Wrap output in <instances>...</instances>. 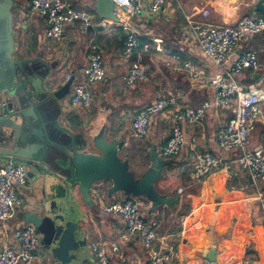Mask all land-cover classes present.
Listing matches in <instances>:
<instances>
[{
  "label": "crops",
  "instance_id": "crops-1",
  "mask_svg": "<svg viewBox=\"0 0 264 264\" xmlns=\"http://www.w3.org/2000/svg\"><path fill=\"white\" fill-rule=\"evenodd\" d=\"M65 1L74 9L90 12L96 23L95 0ZM257 1L167 0L161 11L152 13L149 1L143 0L140 14L129 20L123 17L119 23L114 24L104 19L102 30L97 28V24L84 29L79 22L66 23L61 39L55 40L45 37L46 20L29 11V0H14L11 24L21 57L41 59L50 65L52 72L48 88L52 91L68 81V73L72 75L68 90L57 102V108H60V124L72 129L88 128L97 121L99 126L105 127L109 136H120L123 147L119 155L128 160L129 169L136 178L150 165L153 152L163 160H170L163 167L162 176L153 183L154 188L170 200L169 206L160 205L154 208L145 196L126 194L121 190L110 195L105 191H94L95 208L78 199L84 218L82 223L87 250L83 264L93 262L90 243L97 239L118 243V252L111 253L110 264H148L152 251L169 246L176 250V258L172 264H209L203 254L214 247V240H217L218 264H226L225 259L231 251L238 252L240 249V255L252 261L251 264H264L263 224L253 217L240 219L238 215H234H245L247 210L257 207L258 201H251L248 197L256 194L259 183L247 171L239 170L238 166L233 165L231 168L235 174L228 181L220 172L195 178L190 171L180 170L179 159H164L159 155L161 145L170 134L172 112L188 106H199L211 100L214 94L209 82L214 73V64L203 54L193 38L186 25L185 15L193 12V8L198 12L199 8L207 7L210 10L208 18L203 19L199 14H195L194 18L213 25L235 24L243 14L264 16V13L254 11ZM262 3L264 4L263 0ZM124 23L136 30L144 42L138 54L147 66V77L144 81L132 85H126L123 79L132 60L124 55L123 42L115 32L116 27H121L127 36V29L122 26ZM154 38L160 39L161 42H155ZM91 43L96 45L106 66L105 78L96 83L88 82L83 74L91 52ZM247 50L255 52L258 60L264 62V32L248 35L240 41L230 55L228 64ZM259 75L260 72L244 70L236 76V81L247 86L254 83ZM77 82L84 83L94 97L92 106L87 110L71 104L72 88ZM262 85L264 86V83ZM170 93L178 94L177 105L151 118L149 132L145 138L135 137L131 127L135 113L152 99ZM260 108L264 110V103L260 104ZM228 117L227 108L210 107L200 122L179 121L178 125L186 141L181 157L189 158L195 152L221 154L216 133ZM263 134L262 113L255 124L250 146L258 144ZM235 154L234 151L230 155L233 157ZM4 161L0 160V164ZM26 165L27 183L19 192L22 206L18 209L15 219L9 222L12 227L27 224L24 216L30 212H39L41 200L46 201L48 205L52 199L61 202L58 197L63 193V183L54 179L52 186L47 187L45 182L50 177ZM179 189L182 191L178 192ZM127 199L137 203L147 221L156 223V239L150 250L144 247L139 236L122 241L120 237L124 225L121 219L117 215H105L101 212L102 205ZM236 199H248L251 202L245 205L235 201ZM195 209L206 212V224L198 226L191 222L188 224L187 220L183 222L186 214L194 212L195 217L199 214ZM38 238L39 251L35 264H41L43 260V246L40 244L39 234ZM0 241L4 239L0 237ZM9 241L10 245H17L12 239Z\"/></svg>",
  "mask_w": 264,
  "mask_h": 264
},
{
  "label": "built area",
  "instance_id": "built-area-1",
  "mask_svg": "<svg viewBox=\"0 0 264 264\" xmlns=\"http://www.w3.org/2000/svg\"><path fill=\"white\" fill-rule=\"evenodd\" d=\"M114 12L121 18L128 20L140 14L143 0H112ZM152 13L162 10L167 0H148ZM27 7L32 14L43 17L46 20L45 37L60 40L66 23L79 22L84 29L94 26L93 15L84 9H74L65 0H29ZM195 14L206 19L210 15L207 7L193 8V12L185 15V22L193 38L201 48L203 54L214 64V73L209 79L214 90L211 100L203 102L199 106L184 107L177 112H172L173 123L170 134L159 149V155L164 159H179L180 170L190 171L195 178L205 176L212 172H220L226 177V181L233 177L232 165L239 170L247 171L259 185L256 194L248 197L251 201H258L257 207L247 210L246 214L238 218L257 219L264 226V134L258 144L250 146V139L255 131V124L260 114H264L260 104L264 103V62L261 63L253 51H244L228 64L230 55L237 44L248 35L264 32V17L253 14L241 15L235 24L213 25L203 20L195 19ZM100 20V24L104 23ZM124 29H130V33L124 41V55L131 59V65L124 76L126 85L142 82L147 77V66L135 49L139 46V34L128 24L124 23ZM155 42H161L154 38ZM146 47V46H145ZM90 54L83 69V74L90 83L102 81L106 76V66L102 55L97 51L95 44H90ZM244 70L260 72L254 83L247 86L236 81V76ZM68 73L66 80L71 79ZM178 94L158 96L144 104L134 115L131 123L133 135L137 138H145L149 132L151 118L157 114L166 112L177 105ZM73 106H79L84 110L89 109L94 97L88 87L77 82L73 85L70 97ZM210 107L227 108L229 117L219 127L216 133L217 146L221 151L219 155L208 152H195L192 156L181 157L186 145L184 133L178 125L179 121L196 123L204 119L206 111ZM236 154L232 157L233 152ZM27 183V165L21 160L8 158L0 164V264H35L39 251V238L35 227L31 223L11 226L9 221L14 219L18 209L22 206L19 196L20 189ZM263 184V187H261ZM179 189L178 192H181ZM248 199H236L245 205ZM196 211V209L194 210ZM101 212L105 215H117L124 225L121 234L122 241H129L139 236L142 244L148 250L151 249L156 239L154 232L155 222L147 221L140 211L137 203L131 199L122 202H112L102 205ZM196 217L194 212L184 216L186 220L198 226L207 223L206 212L198 210ZM257 213V215H255ZM182 221V219H180ZM181 225V222L179 223ZM182 227V226H181ZM182 231V229H181ZM12 239L17 245H10ZM246 245V244H244ZM243 245V246H244ZM118 243L97 239L90 244V252L94 260L89 264H110L111 252H118ZM231 251L226 257L229 264H251L245 256ZM176 258V250L173 246L159 248L149 255L148 264H172Z\"/></svg>",
  "mask_w": 264,
  "mask_h": 264
},
{
  "label": "water",
  "instance_id": "water-1",
  "mask_svg": "<svg viewBox=\"0 0 264 264\" xmlns=\"http://www.w3.org/2000/svg\"><path fill=\"white\" fill-rule=\"evenodd\" d=\"M14 4V0H0V160L18 159L45 173L50 177L47 187L54 179L63 183L60 203L52 199L48 205L41 200L39 212L26 214L24 221L40 235L41 264H83L87 250L78 199L95 208L94 191L110 195L121 190L145 196L154 208L169 206L170 200L153 183L170 160L153 152L150 165L136 178L128 160L119 155L123 147L120 136H109L97 121L88 128L61 125L57 102L71 80L52 91L48 88L50 65L21 57L11 24ZM95 11L98 29H103L101 19L120 22L112 0H95ZM254 11L264 13L262 0L256 2ZM216 245L214 240V247L203 254L209 264H218Z\"/></svg>",
  "mask_w": 264,
  "mask_h": 264
},
{
  "label": "trees",
  "instance_id": "trees-1",
  "mask_svg": "<svg viewBox=\"0 0 264 264\" xmlns=\"http://www.w3.org/2000/svg\"><path fill=\"white\" fill-rule=\"evenodd\" d=\"M115 32L120 35V41L123 42L122 49H123V53H124V41H125V39H126L127 36L124 35V30L121 27H116L115 28ZM143 43L144 42L142 41V38L139 37V46L135 49L134 55H136L138 53V51L143 48Z\"/></svg>",
  "mask_w": 264,
  "mask_h": 264
},
{
  "label": "rangeland",
  "instance_id": "rangeland-1",
  "mask_svg": "<svg viewBox=\"0 0 264 264\" xmlns=\"http://www.w3.org/2000/svg\"><path fill=\"white\" fill-rule=\"evenodd\" d=\"M110 23H112V22H110ZM251 202V201H250ZM241 213V212H240ZM235 216H237V215H239L240 216V214L238 213V214H234ZM243 215V214H242ZM238 216V217H239ZM15 219V218H14ZM13 220V219H12ZM12 220H10L9 222H11ZM91 244V243H90ZM238 251V250H237ZM112 253V252H111ZM114 253V252H113ZM226 264H229V262H226Z\"/></svg>",
  "mask_w": 264,
  "mask_h": 264
},
{
  "label": "bare ground",
  "instance_id": "bare-ground-1",
  "mask_svg": "<svg viewBox=\"0 0 264 264\" xmlns=\"http://www.w3.org/2000/svg\"><path fill=\"white\" fill-rule=\"evenodd\" d=\"M108 22H111L110 20H108Z\"/></svg>",
  "mask_w": 264,
  "mask_h": 264
}]
</instances>
